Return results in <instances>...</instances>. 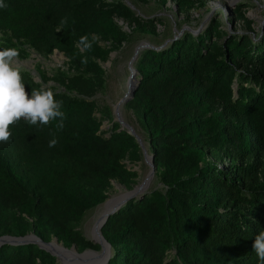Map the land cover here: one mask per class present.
Here are the masks:
<instances>
[{"label": "trees", "instance_id": "16d2710c", "mask_svg": "<svg viewBox=\"0 0 264 264\" xmlns=\"http://www.w3.org/2000/svg\"><path fill=\"white\" fill-rule=\"evenodd\" d=\"M129 1L137 7L147 0ZM174 1L182 9L196 0ZM5 3L0 30L9 36L0 48H17L20 57L25 45L56 49L69 67L57 70L62 90L53 92L62 101L63 128L58 119L29 125L21 118L5 142L17 162L0 146V237L32 231L43 241L53 235L66 246L97 248L75 225L107 198L111 181L130 187L137 174L124 160L138 161L134 136L115 121L107 136L101 129L100 118L113 117L96 115L93 96L106 89L99 63L110 49L137 40L134 34H154L152 20L122 0ZM115 17L134 27L122 31ZM222 24L139 51L137 87L125 106L149 141L162 187L109 216L101 228L112 250L106 264H261L253 243L264 230V163L255 161L264 158V26L255 41L225 33ZM82 37L91 50L79 44ZM21 76L26 92L40 89L29 74ZM51 139L57 144L50 148ZM223 154L231 159L227 167L208 158ZM0 264L57 262L36 244L5 243Z\"/></svg>", "mask_w": 264, "mask_h": 264}, {"label": "rangeland", "instance_id": "374dc122", "mask_svg": "<svg viewBox=\"0 0 264 264\" xmlns=\"http://www.w3.org/2000/svg\"><path fill=\"white\" fill-rule=\"evenodd\" d=\"M122 1L124 2V0ZM198 1L199 0H196L191 6L188 5L182 9L178 8L174 0H167L163 4L158 0H147L145 3L139 2L137 7L134 6L135 13L144 17L143 19L146 20L145 22H148L147 20H152V22L149 23V29L153 30L155 33L146 35L134 34L135 38H138L137 40H128L121 43L116 48L110 49L107 57L99 63L106 77V89L104 92L94 95L93 98L98 105L99 111L96 112L98 117H101L102 113L106 112L111 113L113 117L112 122L108 121L105 117L100 118L102 121L101 129L107 130L106 136L108 135V129L112 127L114 121L120 125L119 129L122 130L120 119L116 117L115 106L127 92V83L131 74V60L135 49L139 45L148 43L155 47L154 41L165 44L172 41L169 36L173 35L174 38H178L182 36L184 32L196 35L204 31L208 25L216 20L223 23L221 28L225 33H234L238 36L250 35L255 41H257L256 38L258 34L260 35L262 33L264 26V0H202V5H200ZM128 2L130 3L129 0ZM239 14L243 15V17H240ZM114 22L122 31L127 33L131 31V27H134V23L131 24L123 18L115 17ZM7 36H9L8 32L0 30V44ZM99 44L101 46L109 45L104 41H99ZM25 47L27 55L15 58V63L21 69V73L29 74L31 80L40 85V89H47L52 92L61 91L62 87L59 86L55 78L57 76V70H66L69 67V59L65 54L56 49H53L51 52H45L32 49L28 45H25ZM120 118L127 126V128L125 127L123 130L134 136L137 141L136 156L138 157V161L131 162L127 158L124 160L126 167L129 170L135 171L137 175L130 187H125L115 180L111 181V187L107 192V198L102 203L86 211L82 219L75 225V230H78L84 238L91 241L97 248H80L74 244L66 246L53 235L49 236V238L44 241L46 243L57 241L67 250L75 249L76 254L79 256L91 253V255H89L91 256L90 258L89 256L86 257L88 261L95 262L100 259L98 254H101L102 247L100 244L92 241L93 230L97 218L96 215L107 200L113 197L122 200L131 192H134L133 198H139L149 193L152 189L162 187L155 175L156 169L151 159L152 154L148 153L146 148L147 145H149V141L140 128L135 114L125 105H121ZM130 128H132V130ZM0 146H3L5 151L9 153L8 156L11 160L17 162L8 148V143L0 142ZM208 158L212 159V161L220 167H227L231 161L226 154H223L220 159H213L211 156H208ZM255 161L264 163V158H257ZM151 173L152 177L150 180L149 175ZM26 235L35 234L29 231ZM3 236L22 237L11 234H5ZM111 254L112 250L109 248L107 254L109 258ZM79 261L82 262L80 259L76 260L74 257L71 259L70 264H78L77 262ZM56 262L57 264H63L58 258H56Z\"/></svg>", "mask_w": 264, "mask_h": 264}, {"label": "clouds", "instance_id": "9594fccd", "mask_svg": "<svg viewBox=\"0 0 264 264\" xmlns=\"http://www.w3.org/2000/svg\"><path fill=\"white\" fill-rule=\"evenodd\" d=\"M7 7L5 0H0V9ZM66 19L61 23H66ZM79 44L91 50L92 41L82 37ZM17 48H0V142H6L12 135L9 125L23 118L29 125H48L50 121L59 120L57 127L63 128L65 113L62 101L56 100L52 91L47 89L25 90L21 69L16 65ZM57 144L56 139L49 141V147ZM253 250L261 264H264V230L254 239Z\"/></svg>", "mask_w": 264, "mask_h": 264}, {"label": "water", "instance_id": "95a60500", "mask_svg": "<svg viewBox=\"0 0 264 264\" xmlns=\"http://www.w3.org/2000/svg\"><path fill=\"white\" fill-rule=\"evenodd\" d=\"M124 2L131 8V9H135L134 6L128 2V0H124ZM162 46L159 47H153L151 45H149L148 43L145 44H141L139 45L134 52V55L132 57L131 60V68H132V72L129 76L128 79V83H127V92L124 95V97L117 103V107L121 106V105H125L129 100H131L134 97L135 94V90L137 87V70L134 68V63L137 60L139 51L143 48H153V49H160ZM116 117L118 119H120V122L122 124L121 129L123 128H127V126L123 123V121L120 118V114L119 112L117 113ZM131 129V128H130ZM133 133V132H132ZM152 159V157H151ZM134 196V192L130 193L127 197L123 198L122 200H120L115 206L111 207L110 210L107 211L105 218L102 220L101 224L99 225L98 228V235L101 239V242L98 243L97 241L94 240V238L92 239V241H94L95 243H98L101 245L102 247V252L101 254H98L100 256V263L99 264H106L107 261L109 260V256L108 254V249L110 248L109 243L105 240V238L103 237L102 233H101V228L102 226L105 224V222L107 221V219L109 218L110 215L114 214L115 212L118 211V209L125 204L129 199L133 198ZM8 243V244H12V245H17V244H28V243H32V244H36L39 248L49 252L51 255L55 256L54 253H52L51 251H48L43 244H47L46 242H44L43 240H41L39 237L35 236V235H25L22 237H10V236H1L0 237V246ZM56 257V256H55ZM105 257V258H104Z\"/></svg>", "mask_w": 264, "mask_h": 264}, {"label": "bare ground", "instance_id": "6f19581e", "mask_svg": "<svg viewBox=\"0 0 264 264\" xmlns=\"http://www.w3.org/2000/svg\"><path fill=\"white\" fill-rule=\"evenodd\" d=\"M131 72H132V68H131ZM120 107L115 106V113L117 115V113L119 112L120 114ZM123 121V120H122ZM132 130V128H131ZM156 172V171H155ZM152 177V173L149 175V179L151 180ZM142 186V185H141ZM146 189V188H145ZM122 198V197H121ZM125 198V197H124ZM120 201V199L118 198H110L109 200H107V202L101 207V209L99 210L98 214L96 215V221H95V225H94V230H93V238L95 241H97L98 243L101 242V239L98 235V228L99 225L101 224L102 220L105 218V215L107 213L108 210H110L111 207L115 206L118 202ZM94 242V241H93ZM43 246L48 250L51 251L52 253L55 254L56 258H58L63 264H70L71 259H73L74 257L77 259H80L82 262H77L78 264H99L100 263V259L99 261H88L86 259V257H88L89 255H91V253H87L85 255H77L75 249L72 250H67L62 244L58 243L57 241H53L51 243H47V244H43ZM91 256H89L90 258ZM88 258V259H89ZM73 264V263H72ZM76 264V263H75Z\"/></svg>", "mask_w": 264, "mask_h": 264}]
</instances>
